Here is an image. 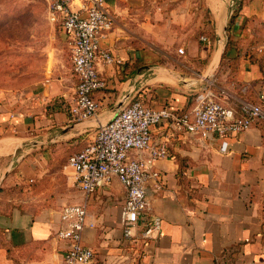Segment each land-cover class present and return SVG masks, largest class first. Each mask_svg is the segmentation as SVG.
<instances>
[{"label": "crops", "instance_id": "crops-1", "mask_svg": "<svg viewBox=\"0 0 264 264\" xmlns=\"http://www.w3.org/2000/svg\"><path fill=\"white\" fill-rule=\"evenodd\" d=\"M105 2L114 23L101 45L120 62L98 67L106 86L95 92V116L70 113L78 79L63 29L65 68L52 61L39 86L0 100V264H63L61 209L72 203L86 204L83 243L104 264H264V120L226 138L153 127L152 144L169 151L147 183L161 233L137 250L123 236L120 180L85 194L68 165L139 96L176 112L208 91L232 107L264 106V0Z\"/></svg>", "mask_w": 264, "mask_h": 264}, {"label": "built area", "instance_id": "built-area-1", "mask_svg": "<svg viewBox=\"0 0 264 264\" xmlns=\"http://www.w3.org/2000/svg\"><path fill=\"white\" fill-rule=\"evenodd\" d=\"M72 2L51 0L50 10L53 21L61 20L69 38L70 60L78 79L69 110L73 119L80 121L95 116L100 109L95 92L103 89L106 82L98 67L120 60L101 45L114 23L105 0L81 1L78 8H73ZM202 40L208 41L206 37ZM179 52L183 49L179 48ZM197 100L192 110L176 112L167 106L153 108L139 96L101 124L94 138L68 158V165L76 172L77 186L85 194L109 185L115 178L123 184V236L135 250L161 233V218L149 213L147 183L158 177L154 166L169 151L166 141L152 144L153 127L168 121L176 133L226 138L264 120V106L259 103L242 101L232 107L219 101L211 91L199 94ZM221 149L227 150L226 141ZM61 220L58 236L66 241L63 264H104L94 249L83 243L86 204H66L61 209Z\"/></svg>", "mask_w": 264, "mask_h": 264}, {"label": "rangeland", "instance_id": "rangeland-1", "mask_svg": "<svg viewBox=\"0 0 264 264\" xmlns=\"http://www.w3.org/2000/svg\"><path fill=\"white\" fill-rule=\"evenodd\" d=\"M50 1L0 0V100L39 86L52 61L62 68L69 63Z\"/></svg>", "mask_w": 264, "mask_h": 264}, {"label": "trees", "instance_id": "trees-1", "mask_svg": "<svg viewBox=\"0 0 264 264\" xmlns=\"http://www.w3.org/2000/svg\"><path fill=\"white\" fill-rule=\"evenodd\" d=\"M58 25H59V28H60V32L62 31V26H61V20L60 19H57L56 21H55ZM252 102H255V101H252ZM255 103H257V102H255ZM261 105H263V104H261ZM81 151V150H80ZM77 153V152H76ZM74 154V153H73ZM72 155V154H71ZM70 155V156H71Z\"/></svg>", "mask_w": 264, "mask_h": 264}, {"label": "water", "instance_id": "water-1", "mask_svg": "<svg viewBox=\"0 0 264 264\" xmlns=\"http://www.w3.org/2000/svg\"><path fill=\"white\" fill-rule=\"evenodd\" d=\"M149 188L147 187V199H148V201H149Z\"/></svg>", "mask_w": 264, "mask_h": 264}]
</instances>
